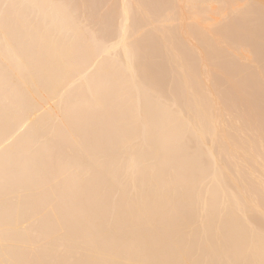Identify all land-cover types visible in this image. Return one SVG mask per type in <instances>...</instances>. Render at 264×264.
I'll return each instance as SVG.
<instances>
[{
    "label": "snow or ice",
    "instance_id": "obj_1",
    "mask_svg": "<svg viewBox=\"0 0 264 264\" xmlns=\"http://www.w3.org/2000/svg\"><path fill=\"white\" fill-rule=\"evenodd\" d=\"M40 7L22 0H0V36L5 41L23 38L21 16ZM75 7L97 47L102 48L115 26V16L106 9L114 6L85 3ZM214 7L230 9L223 20L225 25L233 20L243 22L237 38L244 42L251 64L256 60L259 9V117L255 87L250 85L244 108L230 113L231 131L221 126L215 111L210 112L199 98L186 99L187 111L179 99L165 104L164 75L154 55L157 37L166 35V29L183 26L199 10ZM122 8L120 28L127 63L121 61L102 70L91 101L94 115L86 123L74 113L57 121L61 127L69 122L79 124L97 161L70 194L68 212L71 215L76 210V218L62 225L55 237L45 239L30 230L26 220L10 216L8 209L18 203V190L31 185L38 168L55 169L56 162L39 161L31 149L6 152L0 156V200L5 208L0 226V264H264V0L258 5L140 0L125 3ZM38 58L43 83L48 74L46 61L43 53H38ZM133 66L135 72L130 71ZM129 107L135 113L132 122L126 118ZM129 127L134 129L137 143L145 148L153 146V154L145 156L143 171L137 177L113 182L112 176H123L118 171L120 139ZM208 136L214 137L221 155L236 164L245 181L244 214L229 211L211 190L206 197L196 195L203 162L198 153H186L183 146L193 137L206 142ZM161 147L165 150L163 157ZM257 156L259 200L255 198ZM141 177L156 195L130 198L129 192L135 190ZM52 178L58 182L57 177ZM173 189L175 195H169ZM193 213L205 221L204 231L189 232L183 227ZM117 216L136 227L117 235L100 223L105 217ZM145 224L152 226L146 228Z\"/></svg>",
    "mask_w": 264,
    "mask_h": 264
},
{
    "label": "bare ground",
    "instance_id": "obj_2",
    "mask_svg": "<svg viewBox=\"0 0 264 264\" xmlns=\"http://www.w3.org/2000/svg\"><path fill=\"white\" fill-rule=\"evenodd\" d=\"M16 2V0H5ZM43 7L30 10L19 21L23 38L5 41L0 36V156L21 149H31L41 162H56L55 169L38 168L35 178L27 188L18 190V203L9 207L10 216L27 221L30 230L45 239L55 237L58 229L76 218L77 211L68 212L70 194L96 165L87 137L77 123L69 122L61 127L57 121L69 113L87 122L94 113L92 97L98 86L102 70L123 61L127 63L122 44L120 18L125 3L140 0H22ZM165 3H198L233 5L237 3L259 4L260 0H157ZM96 3L112 5L106 9L115 16V26L104 46L98 48L83 19L77 14V5ZM229 8L201 9L189 22L180 27H169L166 35L160 34L154 47L158 69L164 75L165 104L181 101L188 110L187 98L196 97L211 111H215L221 126L229 131L230 113L243 109L247 91L254 85L259 117V92L261 67L259 60L260 37L257 9V30L254 41L256 60L249 63V53L239 40L241 20L225 25L224 17ZM38 20V22H36ZM38 53H43L47 76L41 83ZM130 71L135 72V66ZM143 86V85H142ZM127 120L135 119L134 109L129 107ZM138 137L129 127L120 139L118 171L131 181L142 172L145 156H152L153 146L137 143ZM217 141L208 136L206 142L196 137L183 146V151L199 156L203 162L202 173L197 178L196 195L207 196L209 191L221 204L235 214L247 210L243 199L245 183L235 163L222 156ZM215 149V150H214ZM164 148L159 152L163 157ZM55 176L58 178L53 179ZM259 157L257 156V185L255 198L259 200ZM130 198L155 196L156 191L145 186L141 177ZM175 195V189L169 194ZM163 199V196L161 197ZM5 208L0 200V226L3 225ZM259 225V216L256 217ZM102 226L113 234L129 233L136 225L117 216L105 217ZM159 224V221H155ZM145 224L144 227H151ZM183 227L186 231H204L206 224L197 213L190 214Z\"/></svg>",
    "mask_w": 264,
    "mask_h": 264
},
{
    "label": "rangeland",
    "instance_id": "obj_3",
    "mask_svg": "<svg viewBox=\"0 0 264 264\" xmlns=\"http://www.w3.org/2000/svg\"><path fill=\"white\" fill-rule=\"evenodd\" d=\"M101 1V0H100ZM97 2H99V0H97Z\"/></svg>",
    "mask_w": 264,
    "mask_h": 264
}]
</instances>
